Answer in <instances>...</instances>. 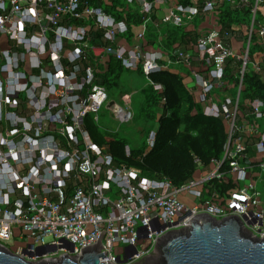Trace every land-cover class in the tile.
I'll return each instance as SVG.
<instances>
[{
	"label": "built area",
	"instance_id": "1",
	"mask_svg": "<svg viewBox=\"0 0 264 264\" xmlns=\"http://www.w3.org/2000/svg\"><path fill=\"white\" fill-rule=\"evenodd\" d=\"M113 3L114 13L106 12ZM225 6L246 11L249 21L224 27ZM134 13L140 17L138 33L129 22ZM197 18L202 25L192 52L161 50L162 28H184ZM152 24L159 39L149 46ZM92 30L102 34L98 39L105 46L94 44ZM110 57L146 77L172 63L193 71L205 115L228 126L224 158L211 172L176 188L143 177L139 169L116 167L93 142L83 121L89 114L99 121L108 95L95 84L96 64ZM81 61L90 62L83 71ZM249 74L264 84V0H0V134L9 131L0 141V244L38 263L79 257L103 234L101 263L140 264L166 232L181 231L200 215L236 216L249 234L264 239V100L242 99ZM115 111L122 122L132 119L128 110ZM26 125H32L29 134H23ZM60 125L63 131L46 134ZM154 140L153 131L149 148ZM225 163L236 189L208 195L206 185L225 178ZM14 239L26 244L10 246Z\"/></svg>",
	"mask_w": 264,
	"mask_h": 264
},
{
	"label": "trees",
	"instance_id": "2",
	"mask_svg": "<svg viewBox=\"0 0 264 264\" xmlns=\"http://www.w3.org/2000/svg\"><path fill=\"white\" fill-rule=\"evenodd\" d=\"M115 7L113 3L112 6L106 5L104 10L114 13ZM138 15L132 14L129 21L138 24ZM248 21V13L244 10H233L225 6L221 11V22L226 28ZM161 31L164 34L162 46L169 49L176 42H183L186 37L183 28L166 25ZM101 35L99 31L91 32L92 40L97 46L106 45L98 39ZM158 39L157 31L147 34L149 44L157 43ZM89 63L81 61V71ZM71 68L74 69L75 65H71ZM96 68L95 84L106 89L119 88L123 74L129 71L113 57L104 63H97ZM138 72L144 75L141 69ZM146 80L147 85L140 91L142 105L137 114V119H142L146 125L142 130L144 138L141 146L132 147L127 138L103 130L100 122L91 114L84 118V129L93 142L112 157L116 167L136 168L147 179L170 181L174 187L180 188L208 174L223 160L228 126L223 118L205 115L197 91L188 87L180 73L172 69L161 70L151 73ZM155 86H161V90H156ZM89 89L90 86H84L81 94L87 95ZM241 97L243 100L250 97L264 100V84L255 76L246 75L245 91ZM19 100L20 109L24 111L27 108V98L23 95ZM153 131L154 145L149 148L147 138ZM229 170L225 163L220 170L226 173L225 178L211 180L205 187V193L224 196L234 191L236 185ZM72 188L70 184L66 193L70 194Z\"/></svg>",
	"mask_w": 264,
	"mask_h": 264
},
{
	"label": "water",
	"instance_id": "3",
	"mask_svg": "<svg viewBox=\"0 0 264 264\" xmlns=\"http://www.w3.org/2000/svg\"><path fill=\"white\" fill-rule=\"evenodd\" d=\"M102 234L98 244L83 249L79 257L33 263L0 244V264H105L100 258ZM108 255V254H107ZM140 264H264V239L249 234L240 218L209 215L193 217L191 225L181 231L166 232L157 243L155 253Z\"/></svg>",
	"mask_w": 264,
	"mask_h": 264
},
{
	"label": "rangeland",
	"instance_id": "4",
	"mask_svg": "<svg viewBox=\"0 0 264 264\" xmlns=\"http://www.w3.org/2000/svg\"><path fill=\"white\" fill-rule=\"evenodd\" d=\"M138 32H139V28H136L135 33ZM2 42H3L2 48L3 49L8 48L6 44L7 42L6 37L2 38ZM146 85H147V80L145 75H142L138 71H131V70L126 71L122 76L121 86L119 88L107 89L108 98L104 102L99 112V122L101 124L102 129L111 133H117L118 135L127 138L130 141V145L132 147L141 146V143L143 142V138H144L142 130L146 125L142 119L140 120L137 119V114L139 108L142 105V97L140 95V91ZM64 97H66V95H64ZM44 100H46L45 95L42 99H40L42 106L44 105L43 103ZM3 102L5 103L6 101L4 100ZM116 107L130 111L132 114V119L127 122L120 121L116 115V111H115ZM3 112L4 113L2 115V120L4 121L5 119L4 106H3ZM74 116L76 117L77 114H75ZM39 118L42 121L44 120V117H41V115H39ZM37 121H38V116L36 117L34 122L37 124ZM30 126L26 125V127L23 130V134H29ZM39 126L40 125L38 124V128ZM64 130L70 131L66 127L64 128ZM51 131L52 132L63 131L62 125L49 127L48 130L46 131V134ZM8 132L6 131L5 133L0 134V141L2 139L8 138L7 137ZM12 137H16V133ZM260 188L263 191V196H264V183L260 185ZM180 199L183 201L186 200L185 195L181 194ZM15 242H18L16 244L20 246H24L26 244V243H20L17 239H14L12 240L10 246H12V244H14ZM120 252H123V248L120 249Z\"/></svg>",
	"mask_w": 264,
	"mask_h": 264
},
{
	"label": "crops",
	"instance_id": "5",
	"mask_svg": "<svg viewBox=\"0 0 264 264\" xmlns=\"http://www.w3.org/2000/svg\"><path fill=\"white\" fill-rule=\"evenodd\" d=\"M161 16V12H159V14L156 16V18L158 19ZM130 22V21H129ZM131 25L133 24H137V23H133L130 22ZM132 25V26H133ZM202 25V20L200 18L195 19L193 22H189L186 24V26L183 28L185 33H186V37L184 38L183 42H176V44L172 47V48H166L165 46L161 47V50H163L164 53H168V54H172V51L175 50V47H180L181 49L185 48L187 50H191L193 47H191L192 44H194L197 40V33H198V28ZM132 32H135V25L131 28ZM155 26L154 24L151 25L150 27V32H155ZM148 45L150 46L151 44L148 43ZM148 48V46H147ZM194 51V50H193ZM192 52V50H191ZM169 69H172L178 73H180L185 81L187 82L188 87L193 91H197L196 85H195V81H194V74L193 71L186 68L184 65L178 64V63H172L169 67ZM193 70L194 71H201L202 70V66L200 64V62L195 61L193 63Z\"/></svg>",
	"mask_w": 264,
	"mask_h": 264
}]
</instances>
